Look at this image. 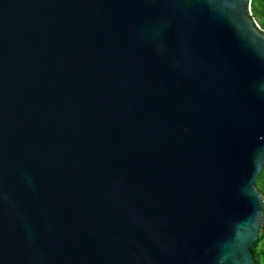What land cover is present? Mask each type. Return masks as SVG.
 Segmentation results:
<instances>
[{
  "label": "water",
  "instance_id": "1",
  "mask_svg": "<svg viewBox=\"0 0 264 264\" xmlns=\"http://www.w3.org/2000/svg\"><path fill=\"white\" fill-rule=\"evenodd\" d=\"M247 0H0V264H256L264 34Z\"/></svg>",
  "mask_w": 264,
  "mask_h": 264
},
{
  "label": "trees",
  "instance_id": "2",
  "mask_svg": "<svg viewBox=\"0 0 264 264\" xmlns=\"http://www.w3.org/2000/svg\"><path fill=\"white\" fill-rule=\"evenodd\" d=\"M264 30V0L251 1V16ZM254 186L262 200L263 225L259 228L257 239L250 250L256 264H264V166L254 181Z\"/></svg>",
  "mask_w": 264,
  "mask_h": 264
},
{
  "label": "built area",
  "instance_id": "3",
  "mask_svg": "<svg viewBox=\"0 0 264 264\" xmlns=\"http://www.w3.org/2000/svg\"><path fill=\"white\" fill-rule=\"evenodd\" d=\"M251 1L252 0H247V7H246V10H247V14L249 16H251ZM254 21V20H253ZM255 22V21H254ZM255 25L256 27L259 29V31H261L263 34H264V30L261 28V26L255 22Z\"/></svg>",
  "mask_w": 264,
  "mask_h": 264
}]
</instances>
